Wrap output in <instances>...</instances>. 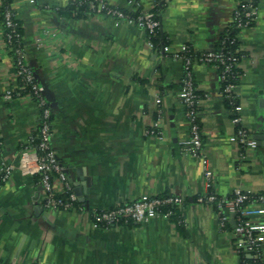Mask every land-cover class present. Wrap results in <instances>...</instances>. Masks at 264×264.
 Listing matches in <instances>:
<instances>
[{
	"label": "crops",
	"instance_id": "0c3cea01",
	"mask_svg": "<svg viewBox=\"0 0 264 264\" xmlns=\"http://www.w3.org/2000/svg\"><path fill=\"white\" fill-rule=\"evenodd\" d=\"M72 1L83 0H8L24 62L50 109L51 147L67 183L85 181V204L46 211L38 176L17 169L40 109L17 96L19 77L0 22V170L15 167L0 183V264H243L233 219L220 228L215 206L196 202L204 179L199 160L180 151L189 127L179 100L183 66L171 53L181 45L213 50L234 10L254 0H161L156 32L166 51L150 47L134 25L95 13L61 16ZM104 1L124 11L133 1L147 12L153 2ZM256 5L252 23L238 30L231 102L215 67L191 65L202 154L213 173L208 191L222 199L236 189L264 196V0ZM154 123L160 140L148 134ZM239 127L261 138L255 149L229 141ZM142 195H175L183 203L168 219L92 227L94 214ZM260 240L264 258V235Z\"/></svg>",
	"mask_w": 264,
	"mask_h": 264
},
{
	"label": "built area",
	"instance_id": "2783aa9c",
	"mask_svg": "<svg viewBox=\"0 0 264 264\" xmlns=\"http://www.w3.org/2000/svg\"><path fill=\"white\" fill-rule=\"evenodd\" d=\"M32 2V0H31ZM80 1L79 3H82ZM128 10L124 11L108 5L104 0H92L90 9L92 13L100 14L112 19L115 25L125 23L134 25L146 31L149 39V46H152L150 38L154 37L159 23L152 18V15L143 11L140 6L128 1ZM255 7L251 3L239 5L233 12V23L236 24L238 30L245 29L254 20L256 15ZM139 10L137 16H132L131 13ZM243 18L244 21L240 20ZM15 16L11 11H6L4 14V27L9 30L4 38L6 47L9 51H13L14 65L19 77V86L17 88V96L20 92L29 90L30 95L35 98L36 104L40 109V119L36 134L29 139V145L25 147L19 156L17 169L23 176H38L39 183L43 192V208L46 211H68L72 209L77 197L69 183L66 181L65 173L63 172L55 152L51 147V122L50 109L47 106L45 99L41 95L38 85L35 83L34 76L31 70L24 62V54L20 42L17 47H13V37L17 23ZM17 37V35H16ZM168 50L167 47L163 48ZM189 46L181 45L178 49L171 53L174 60H178L183 66V77L181 80V89L179 92V100L184 106V117L188 122L189 135L180 143V151L185 155L197 158L200 162L203 179H204V195L196 199L198 204H210L215 206L219 227L224 228L226 224L233 219V235L240 242L237 244L250 262L243 264H264L263 248L260 238L264 235V222L259 221L260 217L264 216V196H255L249 192L236 189L231 197L222 199L216 197L208 189L211 187L213 173L208 167V159L202 154V140L199 127L196 124L198 115V100L194 92L193 75L191 71V55L189 54ZM199 63L210 64L217 68L222 66L223 70L219 76V81L226 80V74L231 72V68L238 61L233 55H226L221 52L208 50L199 53ZM235 85L227 83L223 88L222 94L225 98H230L234 91ZM156 103H160V99H156ZM264 107V101H263ZM241 111L239 106L233 108L232 123L238 125L241 122V117L238 113ZM158 124L154 123L152 129L148 130V134L153 135L156 139H162V134L157 130ZM230 142H235L240 145L243 150H253L256 148V142L251 138L249 132L239 127L236 134L229 138ZM244 153H241V158ZM15 167H4L0 170V183L5 182L11 171ZM60 194H65L62 199ZM183 200L179 196H147L142 195L138 199L124 205L117 206L110 210L100 211L93 216L92 227L94 229L117 227L126 223L127 220L135 224H144L149 220L162 217L168 219L172 215L171 209L162 211V208L181 206Z\"/></svg>",
	"mask_w": 264,
	"mask_h": 264
},
{
	"label": "trees",
	"instance_id": "16d2710c",
	"mask_svg": "<svg viewBox=\"0 0 264 264\" xmlns=\"http://www.w3.org/2000/svg\"><path fill=\"white\" fill-rule=\"evenodd\" d=\"M91 1L92 0H84V2H82V3H79L77 1L69 2L65 8L59 9L58 13L61 16H69V17L71 16L74 18H81L83 16V14L92 13V11L90 9V2ZM257 1L258 0H254L251 2L252 6L255 8L257 6L256 5ZM160 2H161V0H153L151 9L149 11V13L152 15V18L157 22H158V13H159L160 8H161ZM8 10L13 13L12 9L9 6L8 0H2L1 6H0V22H1V26L3 28L4 38L6 37V34L9 32V30L4 27V14ZM139 12L140 11L137 10L131 14H132V16H137L139 14ZM240 20L244 21V19L242 17L240 18ZM15 22L17 23V27L15 29V35L13 37V42H12L13 47H17L19 45L18 42H20V36H21L20 24L18 23L17 20H15ZM235 26H236L235 23H231V25L223 31V33L221 34V36L219 38L217 45L213 49V51L214 52H221V53L226 54V55H229V54L233 55L234 57H237L238 61H239L240 54L238 52V39H237V35H238L239 31ZM16 35H17V37H16ZM150 41L152 42V44L156 45L157 47L167 46V45H165L166 42L164 40H159L157 32H156L154 37L150 38ZM189 49H190L189 54L191 55V63L193 61L199 62L198 61L199 53H196L191 47H189ZM10 55L12 56L13 62H14L15 55H14L13 51H10ZM235 65L232 66L231 72L226 74V80L224 82L221 81V85H222L221 90H223V88L227 85V83H231L233 85H236V82L238 80V73L235 69ZM216 69H217L218 74L220 76L222 73V70H223L222 66L218 65ZM194 92H195V90H194ZM19 95L20 96H28V97L32 98L33 100H35V98L32 95H30L29 90H25L24 92H20ZM223 98L226 99L227 101L231 102L230 101L231 97L229 99H227L223 95ZM47 106H48V104H47ZM60 197L62 199H64L66 197V195L60 194ZM73 206L78 207L80 205L76 201V202H74ZM173 208L174 207L169 206L167 208H162V211H165L166 209L173 210ZM174 211H172V212L174 213ZM172 215L170 217H172ZM126 223L129 226L133 225V222L130 220H127ZM126 223H124V224H126ZM239 256H240V260L242 261V263L250 262V260L247 258V256L241 250H239Z\"/></svg>",
	"mask_w": 264,
	"mask_h": 264
},
{
	"label": "water",
	"instance_id": "95a60500",
	"mask_svg": "<svg viewBox=\"0 0 264 264\" xmlns=\"http://www.w3.org/2000/svg\"><path fill=\"white\" fill-rule=\"evenodd\" d=\"M159 28L161 29V24L159 23ZM259 137H253V140L256 142V145H258V141H259ZM68 183L71 186L73 193L75 194V196L77 197V201L80 204H85V194L87 192L86 189V184L85 181L80 180L78 182H74L71 179H68ZM232 223L234 222L233 220L231 221Z\"/></svg>",
	"mask_w": 264,
	"mask_h": 264
}]
</instances>
